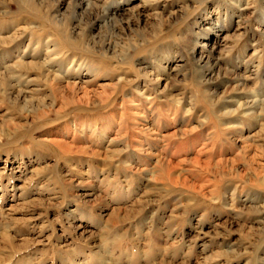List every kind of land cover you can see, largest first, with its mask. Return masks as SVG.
<instances>
[{"label": "rangeland", "instance_id": "1", "mask_svg": "<svg viewBox=\"0 0 264 264\" xmlns=\"http://www.w3.org/2000/svg\"><path fill=\"white\" fill-rule=\"evenodd\" d=\"M0 264H264V0H0Z\"/></svg>", "mask_w": 264, "mask_h": 264}]
</instances>
